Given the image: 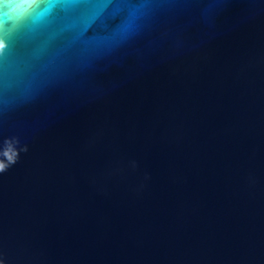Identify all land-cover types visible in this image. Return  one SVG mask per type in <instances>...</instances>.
<instances>
[{
	"label": "water",
	"instance_id": "obj_1",
	"mask_svg": "<svg viewBox=\"0 0 264 264\" xmlns=\"http://www.w3.org/2000/svg\"><path fill=\"white\" fill-rule=\"evenodd\" d=\"M49 2L0 55V264H264V0Z\"/></svg>",
	"mask_w": 264,
	"mask_h": 264
},
{
	"label": "clouds",
	"instance_id": "obj_2",
	"mask_svg": "<svg viewBox=\"0 0 264 264\" xmlns=\"http://www.w3.org/2000/svg\"><path fill=\"white\" fill-rule=\"evenodd\" d=\"M39 7V0H0V33L13 32L23 22L32 16ZM42 17H36L40 19ZM8 48V42L0 36V55ZM27 152V147L21 148L18 140L9 139L0 148V173L17 162L20 152Z\"/></svg>",
	"mask_w": 264,
	"mask_h": 264
},
{
	"label": "snow or ice",
	"instance_id": "obj_3",
	"mask_svg": "<svg viewBox=\"0 0 264 264\" xmlns=\"http://www.w3.org/2000/svg\"><path fill=\"white\" fill-rule=\"evenodd\" d=\"M52 7L53 5L49 2V0H39V7L33 12L32 16H30L23 22V24L17 30L11 33H0V36L7 40L8 47L10 46L13 40L18 43L19 36L22 34L21 30L26 29L34 20H36V17L48 16L51 13Z\"/></svg>",
	"mask_w": 264,
	"mask_h": 264
}]
</instances>
